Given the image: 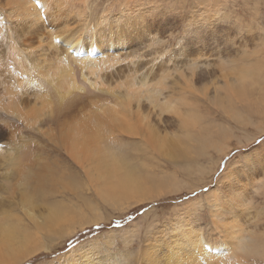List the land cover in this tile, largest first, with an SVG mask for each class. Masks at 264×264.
Wrapping results in <instances>:
<instances>
[{"label": "rangeland", "instance_id": "1", "mask_svg": "<svg viewBox=\"0 0 264 264\" xmlns=\"http://www.w3.org/2000/svg\"><path fill=\"white\" fill-rule=\"evenodd\" d=\"M140 1L144 5L138 7ZM195 1L198 2V0H193L194 4L189 5L188 15L187 13L184 15L185 19L195 16V12L190 11L195 6ZM202 1L207 2V0ZM5 2L4 0L3 3ZM71 2L72 5L64 10V17L67 19L65 21L57 20L58 24L52 22L47 30L51 32L52 36L41 44L36 42L31 49L33 56H36L35 58L47 59L46 65L41 67L39 71L42 75L47 71V79L52 82L54 87L58 88V91H62L59 86L60 77L63 76V67L66 65L63 61L65 60L63 55L66 54L65 47H68V45L65 46L66 40L74 35L82 36L83 46H86L83 54L88 55L93 48L90 44L92 41L90 39H93L91 34L97 31V28L102 31L109 29L111 27L109 25L114 20V23H116L115 17L117 18L118 15L124 20L123 16L120 15L123 9L126 10L127 14L131 13L129 7L121 8V5L125 2L123 0H71ZM178 3H173V0H163L161 3L154 4L150 0H137V3H132L130 7L134 9L137 6V12L142 14H147L150 9V13H157V15L160 13L158 15L160 21L158 20L155 26L156 28H164L168 23L163 17H171L167 21L172 22V18L179 15V12L169 11V13H166L167 15L164 13ZM228 5L226 9L221 10L222 12L219 13L223 16V19L219 20L210 15L215 14L216 10H213L210 14L204 12L203 15L208 17L207 21H215L213 23L219 28H233L234 31L231 34L223 35L209 34L205 38L199 36L197 45L193 47L201 46V53L192 54L189 57L180 54L181 49L185 47L186 40L192 42L193 40L186 38L191 37V34L182 37L183 33L180 29L184 27V24L177 22L172 26V28H175L178 24L176 31L164 28L162 29L164 30V33L162 32L163 36L157 38L148 37L140 40L137 38L122 37L119 39L114 37L112 41L101 40L99 46H104H101V51L95 53L93 58V60H96L95 68L101 69L99 71L100 78L97 79L90 69L84 70L88 84L96 82L97 90L102 88L108 94H111L108 89L114 90L115 95H119L120 99L129 87L126 84V79H129L130 75L131 77L134 76V82H137L135 86L143 87L144 90L151 88L157 82V78L152 77V68L155 67L154 71L158 70L159 73H162L163 69L168 70L167 73H170L168 82L170 87L164 90L166 95L162 96L163 99L161 97V101L167 100V96L171 97L172 100L174 97L176 99L179 96L181 100L179 106L182 104L181 95H183V90L188 85L186 79L191 75L187 69L190 62L197 60L202 69L214 73L210 81L197 82V80L196 83L194 82L197 90L196 95L200 98H205L203 97L204 88L209 89L208 94L206 93L208 101L202 100L205 102L203 103L199 99V103H197L195 100H189L191 103L198 104L197 111L200 114H196L195 117H198V115L205 116L206 114L208 116H205L206 121L202 120L203 123L199 122L195 126L184 129L187 137L193 133L197 134L204 127H207L212 134L216 132L219 134L220 138L217 139L216 143L201 152H197V145L190 142L189 151L186 152L183 158L178 159L152 146L145 147V145L129 143V138H124L121 131H117V128L114 129L113 134H110L109 130L104 127L95 128L93 123H85L84 127L94 131L95 135L98 133L102 138L96 141H106L108 145L114 147L109 151L117 152L125 162V167L122 168L118 177H113L115 182H119L120 175L122 177L128 175L127 171L132 168L134 173H137V175L140 173L141 175L143 192L151 194L148 199L140 202L137 197L130 198L133 193L130 196L118 193L104 194V196L99 194L98 190L105 187L106 180L97 170L98 161L93 156L96 152V146L89 142L85 146L78 147V150L83 153L82 163L77 161L73 164L66 151L67 147H63L62 143L58 141V134L69 129L74 121L91 120L97 109L107 113L105 106L102 107L105 101L93 93L89 97L79 99L77 105L71 110L74 112L69 117H62L53 122L52 119L46 121L47 116H49L47 114L41 120L39 119L40 121L37 124L32 125V127L28 126L31 131L30 135H27V137L22 136L23 138L16 136V139L18 138L16 140L17 144L33 145L36 139L40 142L39 145L42 146V148L30 146L32 147L28 151L30 154L25 151H23V154H21V151L18 154V148L16 147L7 151L9 159H12V154L16 153L15 156L18 154L21 159L22 155L25 158L28 155V157L32 156L35 161H23L24 164L21 162L14 165L5 159L4 163L0 164V178H3L0 179V227L5 225L13 226L18 231L27 230L33 235L35 241L38 239L37 242L41 245L40 249L35 251L33 255H27L19 264H140L143 258L150 255L152 245L157 246L160 258L163 260L168 258L170 264H173L170 256L176 258L177 242L182 243L184 246V251L181 254L182 260L189 255L187 251L190 250V245L186 241V233L189 231L198 232L204 241L210 242L212 251L208 257L209 260L211 258L220 259V264H227L232 257V253L230 249H226L222 256L223 246L227 242L231 246L234 243L239 244V241L235 239L237 230H240L237 223L243 225L244 228L247 225V232L242 239V245L248 242L251 230L264 228V0H230ZM236 6L243 11V18L237 23L231 20L230 16L231 9ZM260 6L262 9L256 16ZM53 9L56 10V7H53ZM8 11L10 12V9H7L4 13L0 11L2 19H6L4 22L8 21L7 16L9 14H12L9 16L10 21L13 23H17L19 18L22 17ZM68 12H70L69 15ZM200 12L201 9L197 10L196 16ZM76 13L82 15L80 20L73 19ZM105 13L111 14V20L109 18L102 20V15ZM24 19L32 23V17L29 14H26ZM150 19H152V16ZM4 22H2L3 25H5ZM18 25L22 27L23 24ZM190 27H192V24H190ZM238 29H243V32L245 30L255 31H252L253 33L237 34ZM84 30H86V33H84ZM172 31L174 32L171 33ZM57 35L59 40L57 39V43H54L55 38L58 37ZM5 38H8V32L6 28L3 29L0 26V55L2 54L0 61H3L0 62V89H3V85L5 88L6 84L16 86L17 84L14 82L22 80L29 96L40 98L39 103L33 99L36 101L35 103L31 97L32 106L28 107L27 110H30V112L37 111L44 106V111H50L52 104L45 89L39 86L38 83H35L38 87L35 84L27 86L26 82L29 80L27 75L24 74L26 78L18 77L19 73H14L10 47L7 45ZM120 41L127 43L119 45L118 42ZM193 47L189 45V48ZM178 48L181 49L177 51ZM73 50L74 48L71 47L70 52ZM173 50L177 53L172 52ZM62 51L65 53H62ZM164 52H166V56H164ZM58 54L62 58H59ZM140 54H144V56L139 62L137 58ZM85 58L86 56L78 57L76 54V59L80 63ZM102 58L105 59L104 61L108 66L106 63H104L106 65L101 63ZM133 58L135 61L132 62ZM172 59L173 61H171ZM45 63L41 62L38 66ZM175 63L176 65H174ZM87 64L90 65V62H87ZM171 64L173 65L171 66ZM32 69L38 72L35 65L32 66ZM127 75L129 76L127 77ZM199 75L202 77L203 72ZM144 76L147 77L146 80H143L145 79ZM247 76H249V86L251 88L254 86L252 92L246 98L238 91V95L244 98H231L237 94L234 87H229L228 84H233L234 79H237L236 86H238L242 78ZM141 80L143 81L141 82ZM101 83H103L102 86ZM118 85H121L120 89L116 88ZM127 85L128 87L125 88ZM22 95L24 96V93ZM46 95L48 97L45 99ZM135 98L136 96L133 97V99ZM144 98L140 102H133L136 110L141 107L140 111H137L138 113H135L134 116H137V114L139 116L140 113H144L145 116L148 114L154 123H161L164 129L166 120H173L167 117L175 115L163 114L162 119H158L156 113L160 112L159 109L153 108L151 103ZM45 100L47 106H45ZM234 103L242 109L239 121L232 120L233 113L230 106ZM191 109L194 108L182 105L181 116L179 119L177 118L176 122L178 126L183 128L181 124L183 119L186 118L184 112ZM202 110H204V113ZM3 112L6 114L5 111ZM136 116L135 118L138 117ZM18 121H21L20 128L25 130L23 120L18 118ZM135 121V119H132L133 126ZM139 123L142 126L146 125L144 120ZM10 126H8L10 130H13V132L15 130V133L18 129L20 130L17 125ZM77 128H79V125L75 127V129ZM135 128L139 131L141 129V133L144 132V128ZM172 128L176 129V126L173 125ZM83 131L86 132L87 136L90 135V130L84 129ZM230 131L233 132L232 136ZM24 134H26L25 131ZM184 135L183 132H179L180 137ZM33 136H36L33 141H29L28 144L25 143V141H28L27 138L32 139ZM38 137L43 139H38ZM7 139L8 137L4 141L9 140ZM182 149L185 150V147H182ZM25 153L27 154L25 155ZM45 165H49L54 171V177L61 181L53 184L51 176L48 175L45 181V184L48 185L46 188L48 192H45L42 197L39 195L40 192L34 189L35 181L28 180L27 177L31 172L38 171L40 168H44ZM229 172H232V175L225 178ZM5 174H8L9 177L5 178ZM170 187L173 190L168 189ZM218 192L219 194H217ZM243 204L245 208H243ZM65 209L70 210V212L67 211V218H70L72 214L74 217H80L88 211L89 215L93 216L95 213L96 216L101 217V220L83 225L82 220L76 222L70 219L68 221L71 222L68 223L66 220L65 224H44L49 221L53 211L57 210L62 213ZM74 222L81 224L70 226ZM44 226H49L50 229L39 231L38 228ZM180 264L183 263L180 262Z\"/></svg>", "mask_w": 264, "mask_h": 264}, {"label": "bare ground", "instance_id": "2", "mask_svg": "<svg viewBox=\"0 0 264 264\" xmlns=\"http://www.w3.org/2000/svg\"><path fill=\"white\" fill-rule=\"evenodd\" d=\"M3 1L4 0H0V11H3V13H4V11L6 12L7 9L8 10L10 9V12L8 11L9 13L19 14L20 16H23L24 18H26V14H29L32 17V23L26 22L22 25V27H20L18 24H20L21 18H19V21L17 23H13L10 21V16H9L12 14H9L7 16V13H6V16L8 17V21H6V22H4L6 19H2V17L0 16V26H2L3 29L6 28V30L8 32V38H5V40L7 42V45L10 47V54H11L12 60H13L12 64H14V73L18 72L19 73L18 77H25L26 78L25 75H27V77L29 78V80L26 82L27 86H31V84L38 83L39 86H41L43 89H45V91L47 92V95L50 97L49 99H50V103L52 104V108L50 111L49 110L44 111V109H43L44 106H43L40 109H38L37 111L33 110L30 112V110H27V108L32 106L31 105V103H32L31 97H32V100L35 99L37 101L38 100L40 101V98H38V96H37V98L36 97L33 98L34 96H29V93H28L27 89L24 87L22 80H16L14 82L17 84L16 86H13V85L9 86V84H6L5 88H4V85H3V89L2 90L0 89L1 90L0 91V143H1V146H3V145L4 146L3 147L0 146V164H3L5 159L14 165H18L21 162L23 163V161L24 162H27L29 160L35 161V159L32 156L28 157V155H27L25 158L24 155H22V159H21V158H19L18 154L20 151H21V154H23V151L30 154L28 152L30 149H32V147H30V146L42 148V146L39 145L40 142L36 141V139H35L36 136H33L32 139L29 137L31 140L29 138H27L28 141H25V143H27V144L29 143V141H33L35 139V143L33 145L29 144V146L26 144H23V145L17 144L18 142H16V140L18 138L16 139V136H18V137L20 136L21 138H23L22 136L27 137V135H30L31 131L28 129V126L32 127V125L37 124L47 114H49V116H47L46 121H49L50 119H52L53 122H54V120H55V122L58 121L62 117H67V116L69 117L74 112L71 110L74 108V106L77 105L78 100L89 97V95H91L92 93L95 94V96L96 95L99 96V98H101V99H103V101H105L102 104V107L105 106V111L107 113H104V112L97 109V110H95V114L91 120H89V121H85V120L74 121L70 125L69 129H67L66 131H64L61 134H58V141H60L62 143L63 147H67L66 151L68 152L69 159L73 164H75L77 161L82 163L81 158H82L83 153L80 152L81 150H78V147L85 146V145L89 144V142H91V144L93 146H96V149H95L96 152L94 153L93 156H94L95 160L98 161L97 170H98V172L101 173V176L103 177V179L106 180L105 187L102 188L101 190H98V193L102 194L103 196H104V194H113V193H118L120 195L130 196L133 193V195L130 198H136L137 197V198H139L140 202H143L144 199H148L149 197H151V194L150 193L145 194L143 192V190L141 188L143 185V182L140 178L141 175H140V173H139V175H137V173H134L132 168H130L127 171L128 175H126L124 177H122L120 175L118 178L119 182L118 183L115 182V179L113 177H118V175L120 174V171H122V168L125 167V162L123 161V159H121L119 157L117 152L109 151V149H113L114 147L108 145L106 141H96L97 139H102V138L98 135V133L95 135L94 131H92L89 128L84 127L85 123H87V122L93 123V126L95 128L104 127L106 130H109L110 134H113L114 129L117 128V131L118 132L121 131V135L124 138H129L128 139L129 143L134 144V145H137V144L143 145V146L145 145V147L146 146H152L155 149L163 150L166 153L170 154L172 157L178 158V159L183 158L186 155V152L189 151L190 142H194L197 145L196 151L201 152L203 149L205 150L207 147L214 145L216 143L217 139L220 138L219 134L217 132L212 134L207 127H204L197 134L193 133L192 135H190L188 137L186 136V132L184 131L185 128H189L193 125L195 126V125L199 124V122L203 123V121H206L205 116H207L205 114V116H199L198 115V117H195L196 114H200L197 111V109H198L197 105L198 104H194V103L189 102L190 99L195 100L197 103H199V99H201L200 101H202V100L208 101L206 99V97H207L209 89L204 88L203 97H205V98H200L199 96L196 95L197 90H196V86H195L194 82L196 83L197 80H198L197 82H203L205 80L210 81L212 74H214V73H211L210 71L202 69L201 66L198 65L197 60H195L194 62L189 61L190 63L188 64L187 69L191 75L188 76V78L186 79V82L188 85H187V88H184L183 95H181L182 104L180 106H179V104H180L181 100H180L179 96L176 99L174 97L173 100L171 99V97L169 98V96H167L168 97L167 100L161 101V97L164 96V94H165L164 90L166 88L170 87L169 83H168L169 78H170V75H169L170 73H167L168 70L163 69L162 73L161 72L159 73L158 70H156V72H155L154 70L156 68L155 67L152 68V66H151L152 77L155 76L157 78V82L151 88H147L144 90L142 89L143 88L142 86H141L142 88H140L139 86L138 87L135 86L137 82H134V76L131 77L130 74H129L130 76L127 75V77L128 76L130 77L129 79H126L127 80L126 84H128L129 87H128V85L125 87V88H127V87L128 88H127V91L124 93V95L121 99H120L119 95H115L114 90L108 89V92H111V94H108L102 88H100V90H97V88H96L97 83L96 82H94V83L91 82V84H88L87 80L85 78V75H84V70L90 69L92 74L94 76H96L97 79L100 78L99 71H101V69L95 68L96 67V65H95L96 60H93V58L95 56V53H98L101 51V46H104V45L99 46V42H101V40L112 41L114 37H117L119 39H121L122 37L129 38V39L137 38L140 40L146 39L148 37L157 38V37L163 36L162 32L164 33V30H162V29H164V28L166 30L176 31L178 29V27H177L178 24H177V26L175 25L177 28L176 27L172 28V26L174 24H176L177 22L184 24L183 25L184 27L182 26L183 28L180 29L181 32L183 33L182 37H185V36L191 34L190 35L191 37H186V38L193 40V42L186 40L185 47L183 49L178 48L177 51L181 49L180 54L184 57H189L192 54L201 53L202 52L201 46L198 45L199 47H197V48L193 47V46L197 45V42L199 40V36L201 38H205L206 35H209V34L223 35V34H231L232 31H234L233 28H219L218 26H216L213 23L215 21H212V22L207 21L208 17L203 15L204 12H207L210 14L213 10H216L215 14H210V15H212L213 18H217L219 20L223 19V16L220 15L219 13L222 12L221 10L226 9V6H229L228 2L230 0H207V2L202 1V0H198V2L195 1L196 2L195 6H193L192 9H190V11L192 10L193 13L195 12V16L188 18V19H185L184 15L186 13L188 15V11H189L188 7L191 3H193V0H176L175 2H177V3L179 2V3L176 6H174L173 8H171V9L169 8V10H167L164 14H166L167 12L169 13V11H171L173 13H176L174 11H177V12H179V15L176 14L177 16L173 17L172 16L173 14H172L171 15L173 17L172 22L169 20L167 21V19H169L171 17H169V18H167V16L163 17V19L166 20V23H168L167 25L164 26V28H161L160 26H159L160 28H156V26H155L156 22L159 20L158 15L160 13L158 15H157V13H150V11H151V9H150L147 14H142L141 12H137V8L144 5L142 3V1H140V4L138 7L136 6L133 9L130 6L132 3H137V0H123L125 2L123 5H121V8H128L129 7L131 9V13L127 14L125 9L121 10L120 15L123 16L124 20H122L121 16L118 15L117 18L115 17L116 23H114L115 22V20H114V22L111 25H109V26H111L109 29L102 31L101 29L97 28V31H95L91 34V38H93V39H90V40H92L90 44L93 46L92 52L88 55L84 54L86 56L84 61H82L80 63L79 60L76 59V54H78V53L83 54L85 52L84 50L86 49V46H83L82 36L74 35L70 39L66 40L65 46L68 45V47H65L66 48V54L63 55V58L65 59L63 61H65L66 65L63 67V76L60 77L61 81H60V86H59V89H62V91H58V88L54 87L52 85V82L47 79V76H46L47 71L45 73H43V75L40 73L39 70L41 67H44L46 65L45 62H47V59L46 58H44V59L35 58L36 56H33V52H31V49L34 47L36 42L41 44L46 39H48L52 36L51 32L47 31L48 26L52 22H54L55 24H58L57 20L65 21L67 19L64 17V10L66 8H69L72 5L71 0H5L6 1L5 3H3ZM150 1H151V3H154V4L163 2V0H150ZM244 6L246 8V3ZM53 7H56V10H54ZM200 9H201V12L198 14V16H196V11L200 10ZM261 9L262 8L260 6V10L257 11L256 16H257V14H259ZM158 10H159V8H158ZM229 11H230V9H229ZM242 13H243V11L240 10L237 6L233 7L231 9V12H230L231 20H233L236 23L239 20H242V18H243ZM248 13H250V12H248ZM69 14H70V12H68V15ZM161 14L163 15V13H161ZM253 14H255V13H253ZM149 15H150V17H149ZM236 15H239V16H236ZM240 15H242V16H240ZM151 16H152V19H150ZM14 17H15V15H14ZM27 17H28V15H27ZM102 17H103L102 20L103 19L107 20V18H109L111 20V14L110 13H105L102 15ZM81 18H82V15L77 14V13L75 16H73V19H75V20H80ZM160 18H162V17H160ZM197 18H199V19H197ZM194 19H195V21H194ZM256 19H258V18H256ZM2 22H4L5 25H3ZM7 23H9V24H7ZM190 24H192V27H190ZM17 25H18V27H17ZM93 29H91V30H93ZM85 31L86 30H84V33H86ZM90 31H87V32H90ZM174 31H172L171 33H173ZM243 31H244L243 29H238L236 32H237V34H239V33H246L247 34L249 32L255 31V30H245V32H243ZM58 38H59V36L55 38L54 43H57ZM93 42H95V43L93 44ZM126 43L127 42H125V41L118 42L119 45H124ZM189 45L193 48H189ZM71 47H73L74 50H76V49L77 50L76 51L73 50L72 52H70ZM73 52H75V53H73ZM172 52H174V50ZM62 53H65V52L62 51ZM62 53L60 52V54H62ZM159 53H161V52H159ZM128 55H127V57H128ZM131 55H133V54H131ZM143 56H144V54H140L139 57L137 58V60L140 62V59ZM164 56H166V52H164ZM1 57H2V54L0 55V59H1ZM58 57L62 58L59 56V54H58ZM170 57H171V55H170ZM174 57H173V59H174ZM180 58H182V57H180ZM173 59L171 61H173ZM104 60L102 58V62H101L102 64L106 63ZM133 60H134V58L131 61L133 62ZM117 61L118 60L116 59V62ZM171 61H169V62H171ZM41 62H44L45 64L38 66ZM87 62H90V65H88ZM32 63H34L33 65L36 66L38 72H36L34 69H32V66H33ZM134 63H136V62H134ZM171 63H173V62H171ZM106 64H104V65H106ZM117 64H118V62H117ZM164 64H165V61H164ZM172 65L173 64H171V66ZM174 65H176V63ZM107 66H108V64H107ZM25 67H27L26 70H24ZM108 68H103V69L107 70ZM135 68H137V67L135 66ZM110 69H111V67H110ZM201 72H203V75H201L202 77H200V75H199V73H201ZM1 74H2V72H1ZM5 74H3V75H5ZM20 75H23V76H20ZM146 76H144L145 79H143V80H146V78H147ZM195 76H196V78H195ZM172 78H171V80H172ZM173 79H175V78H173ZM143 80H141V82ZM7 83H8V81H7ZM213 83H215V82H213ZM236 83H238V81H237V79H234L233 84H228L229 87H232V86L234 87L235 92L237 94L231 98H244L243 96H246V98H247V95H249L252 92V90L254 89V86L252 88L249 86V76L242 78V80L238 86H236ZM100 85L102 86L103 83H101ZM1 88H2V86H1ZM116 88L120 89L121 85H118ZM216 88H217V91H219L218 87H216ZM19 90H20V92H19ZM175 90H176V88H175ZM238 91L243 96L238 95ZM22 93H24V96L22 95ZM167 94H169V93H167ZM175 94H177V93H175ZM47 95L45 96V99L48 97ZM134 96H136L135 99H133ZM142 98H144L145 100H148L151 103V105L153 106V108L159 109L160 112L156 113L158 119L161 120L163 117V114H174L175 116H173V117H171V115L169 117H167L168 119H173V120H166V122H165L166 126L163 129L162 124L161 123H154L148 114L145 116L144 113H140L139 116L137 114L138 117L135 115L137 117V118H135L134 114L138 113L137 111H140L141 107H138L136 110L135 107L133 106V102H135V101L140 102V100ZM162 99H163V97H162ZM35 100H33V102ZM39 101H38V103H39ZM35 103H36V101H35ZM44 103H46V100ZM203 103H205V102H203ZM215 104H217V103H215ZM35 105H37V104H35ZM47 105L48 104L46 103L45 106H47ZM182 105L189 107V108H194V109L189 110L188 112H184V114L186 115V118L183 119V122L181 124V126H183V128L176 124L177 118L179 119L181 116ZM237 106L238 105L236 103H234L230 106V110H232L231 112L233 113L232 114V117H233L232 120H234V121H239V119L241 118L242 109L239 106L238 107ZM3 111H5L6 114ZM47 111H49V112H47ZM202 111L204 113V110H202ZM211 111H213V110H211ZM18 118L23 120V122L25 123V126H23L25 128V130L23 128H20L21 127L20 126L21 121L19 122ZM132 119L136 120L135 125H134L135 127L144 128V132L142 131L143 133L140 132L141 129L139 131L133 126L134 123L132 122ZM139 120L140 121H142V120L146 121V125L142 126L139 123L140 122ZM10 125H13V127H14V125H17V127L20 128V130L17 127H15V128H17L19 130V132L17 130V133H15L16 132L15 130H14V132H13V130H10V127H11ZM78 125H79V128L75 129V127ZM173 125L176 126V129L172 128ZM8 126H10V127H8ZM84 129L90 130V135L91 134L92 135L87 136L86 132L83 131ZM24 131L26 132V134H24ZM97 131L100 132L99 129H97ZM180 131L183 132L185 135L180 137L179 136ZM163 133H165V134L163 135ZM225 133H227V132L225 131ZM230 135L232 136L233 132L230 131ZM93 136L95 139L93 138ZM7 137L9 140L7 139L8 141H4ZM38 139H43V138L38 137ZM14 147L18 148V152H17L18 154L15 156L16 153L15 154L13 153L14 155L12 153H10V154H12L13 157L14 156L15 157L14 158L11 157L12 159H9V157L7 155V151H10ZM182 147H185V150H183ZM23 149H25V150H23ZM12 152H13V150H12ZM27 153H25V155ZM8 166H9V164H8ZM53 172L54 171L52 170V168L49 165H45L44 168H40L38 171L31 172L27 177L28 180H34L35 181L34 189L39 191L40 192L39 195L42 197L44 196L45 192H48V190L46 191V188L48 185L45 184V181H46V178L48 175L51 176V180L53 181V184H55L57 181H61L60 179H56L54 177ZM70 175H72V174H70ZM231 175H232V172H229V173H227L225 178L226 177L229 178ZM1 177H3V176H1ZM8 177H9V175L5 174V178H8ZM0 179H3V178H0ZM132 179L135 181H133ZM168 189L173 190L172 187H170ZM34 192H36V191H34ZM217 194H219V192ZM25 195H26V192H25ZM29 197H30V195H29ZM28 200H29V198H28ZM28 200H27V202L31 203V201H28ZM243 208H245L244 204H243ZM67 211L70 212L69 209H65L62 213H60L57 210L53 211L51 217L49 218V221L44 223V224L48 225L49 223H51V224H58L59 225L60 223L65 224L66 220L68 223H70L72 220L76 221V222L77 221L81 222V220H82L81 223L83 225V224H86V223H89L92 221L98 222L99 220H101V217L96 216L95 213L93 214V216L89 215L88 211L84 212L83 215L80 217H78V216L74 217L72 214L70 218H67ZM68 219H70L71 221L70 220L68 221ZM76 222L70 224V226L71 225H77L79 223L78 222L76 224ZM81 223H79V224H81ZM237 227H239L240 230H237V232L235 234V239H237L239 241V244L242 245V239L247 232V225H246V228H244L243 225H240L239 223H237ZM38 229H39V231H43L44 229L46 231V230H49L50 227L44 226V227H39ZM37 240L35 241V239L33 238V235L27 230H19L18 231L13 226H5V225L1 226L0 227V264H19V263H21L23 261V259L26 258L27 255H33V253L35 251H37L38 249L41 248V245L38 244ZM178 240H179V238L177 239V241ZM186 241L190 245V250L187 251V253L189 255L184 260H182L181 254L184 251V246L182 245V243L177 242L176 243L177 250L175 253L176 258H174L172 255L170 256L173 260V264H180V262H182L183 264H220V259H217V260L214 258H211L210 260L208 259L209 254L212 251L211 244L208 241H204L203 238L201 237V234H199L198 232L189 231L186 233ZM231 247L232 246L228 242L224 243L222 256L224 255L225 250L231 249ZM221 251H222V248L220 250V253H221ZM218 256L220 257V254ZM161 263L162 264H170V261L168 258L164 259V260L162 258H160V254H159V250H158L157 246L152 245L150 255L143 258V261L140 264H161Z\"/></svg>", "mask_w": 264, "mask_h": 264}, {"label": "clouds", "instance_id": "3", "mask_svg": "<svg viewBox=\"0 0 264 264\" xmlns=\"http://www.w3.org/2000/svg\"><path fill=\"white\" fill-rule=\"evenodd\" d=\"M227 264H264V228L251 230L246 244H233Z\"/></svg>", "mask_w": 264, "mask_h": 264}, {"label": "snow or ice", "instance_id": "4", "mask_svg": "<svg viewBox=\"0 0 264 264\" xmlns=\"http://www.w3.org/2000/svg\"><path fill=\"white\" fill-rule=\"evenodd\" d=\"M173 2H175V0H173ZM27 21L23 18V16L21 17V21H20V24H24L26 23Z\"/></svg>", "mask_w": 264, "mask_h": 264}]
</instances>
